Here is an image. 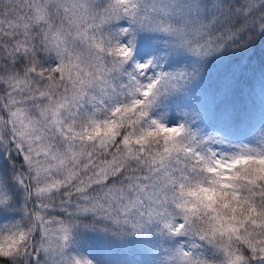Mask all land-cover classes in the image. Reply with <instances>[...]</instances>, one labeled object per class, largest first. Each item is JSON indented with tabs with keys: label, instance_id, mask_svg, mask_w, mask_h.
Segmentation results:
<instances>
[{
	"label": "snow or ice",
	"instance_id": "snow-or-ice-1",
	"mask_svg": "<svg viewBox=\"0 0 264 264\" xmlns=\"http://www.w3.org/2000/svg\"><path fill=\"white\" fill-rule=\"evenodd\" d=\"M145 34L164 54L137 62ZM262 34L264 0H0V264H101L78 237L153 230L162 264H264V126L226 149L191 127L264 118V66L203 75ZM177 97L182 122L151 118Z\"/></svg>",
	"mask_w": 264,
	"mask_h": 264
},
{
	"label": "trees",
	"instance_id": "trees-1",
	"mask_svg": "<svg viewBox=\"0 0 264 264\" xmlns=\"http://www.w3.org/2000/svg\"><path fill=\"white\" fill-rule=\"evenodd\" d=\"M164 47L163 41L153 35L138 36L134 41V60L144 62L153 59L154 55L163 56ZM174 62L173 58H169L161 60L160 63L171 66ZM262 66H264V34L257 37L253 50H233L220 59L212 60L203 75L206 82L215 81L218 77L231 72H236L243 77H252L259 74ZM186 103L183 97H177L154 109L150 114L151 118L161 119L166 125L173 126L182 122L181 109ZM262 126H264V118L258 106L252 110L247 121L239 127L224 123L207 112L203 116L194 118L191 124L193 131L199 130L204 134L223 137L225 144L218 146L221 149H226L228 145L251 141L259 134ZM12 155L14 153L9 154V156ZM10 166L8 157L0 149V167ZM168 245L167 238L153 230L145 236L123 238L89 232L78 237L74 247L79 246L89 258L98 259L101 264H162Z\"/></svg>",
	"mask_w": 264,
	"mask_h": 264
},
{
	"label": "rangeland",
	"instance_id": "rangeland-1",
	"mask_svg": "<svg viewBox=\"0 0 264 264\" xmlns=\"http://www.w3.org/2000/svg\"><path fill=\"white\" fill-rule=\"evenodd\" d=\"M2 151L4 152V150L2 149Z\"/></svg>",
	"mask_w": 264,
	"mask_h": 264
}]
</instances>
